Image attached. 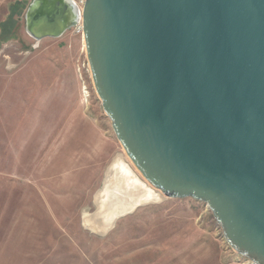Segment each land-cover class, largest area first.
Wrapping results in <instances>:
<instances>
[{
    "label": "water",
    "instance_id": "water-1",
    "mask_svg": "<svg viewBox=\"0 0 264 264\" xmlns=\"http://www.w3.org/2000/svg\"><path fill=\"white\" fill-rule=\"evenodd\" d=\"M79 1L33 0L26 32L39 43L82 21L103 111L157 190L129 171L137 188L121 194L115 160L85 225L104 236L161 193L191 198L235 253L264 264V0Z\"/></svg>",
    "mask_w": 264,
    "mask_h": 264
},
{
    "label": "rangeland",
    "instance_id": "rangeland-1",
    "mask_svg": "<svg viewBox=\"0 0 264 264\" xmlns=\"http://www.w3.org/2000/svg\"><path fill=\"white\" fill-rule=\"evenodd\" d=\"M32 1L0 0V21L24 6L15 38L0 41V264H251L206 203L160 191L104 236L85 227L115 160L154 188L103 111L75 28L39 43L26 32Z\"/></svg>",
    "mask_w": 264,
    "mask_h": 264
},
{
    "label": "trees",
    "instance_id": "trees-1",
    "mask_svg": "<svg viewBox=\"0 0 264 264\" xmlns=\"http://www.w3.org/2000/svg\"><path fill=\"white\" fill-rule=\"evenodd\" d=\"M24 6H21L19 3H16L11 9V14L9 18L0 24L1 28V42H8L9 40L15 38V31L17 26V20L14 19L16 15L23 14L22 9Z\"/></svg>",
    "mask_w": 264,
    "mask_h": 264
},
{
    "label": "bare ground",
    "instance_id": "bare-ground-1",
    "mask_svg": "<svg viewBox=\"0 0 264 264\" xmlns=\"http://www.w3.org/2000/svg\"><path fill=\"white\" fill-rule=\"evenodd\" d=\"M84 41V40H83ZM84 43V47H85V42H83ZM121 160V159H120ZM125 164V163H124ZM116 171H115V174H114V177H115V179H116V181H117V188L119 189V190H121V194H125L124 193V189H122V185H125L126 186V188H129V190H131L132 188H137V186L136 185H134V184H131L130 183V181H129V169H128V167L126 166V168L124 167V165L121 163V162H117L116 163ZM134 173V172H133ZM136 174V173H135ZM134 174V175H135ZM138 177V176H137ZM137 177H135V178H137ZM136 180H138V179H136ZM144 184V183H143ZM145 185V184H144ZM134 194V193H133ZM85 215V214H84ZM87 228H89L87 225H85ZM91 229H93V230H95L94 228H91Z\"/></svg>",
    "mask_w": 264,
    "mask_h": 264
},
{
    "label": "built area",
    "instance_id": "built-area-1",
    "mask_svg": "<svg viewBox=\"0 0 264 264\" xmlns=\"http://www.w3.org/2000/svg\"><path fill=\"white\" fill-rule=\"evenodd\" d=\"M79 5L82 7L84 5V1L81 0L78 2ZM75 33L79 36H81V38L83 39V36H84V32H83V24H82V21L80 23V25L76 26L75 27Z\"/></svg>",
    "mask_w": 264,
    "mask_h": 264
},
{
    "label": "crops",
    "instance_id": "crops-1",
    "mask_svg": "<svg viewBox=\"0 0 264 264\" xmlns=\"http://www.w3.org/2000/svg\"><path fill=\"white\" fill-rule=\"evenodd\" d=\"M15 4H16V3H15ZM15 4H14V5H15ZM14 5H12V6L10 7L7 18H6L4 21H0V24L3 23V22H5V21L9 18L10 14H11V9H13V6H14ZM19 15H20V14H19ZM16 16H17V15H16ZM16 16L14 17V19L18 20V18H19L20 16H18V18H17ZM0 41H1V28H0ZM83 42H84V41H83ZM83 45H84V43H83Z\"/></svg>",
    "mask_w": 264,
    "mask_h": 264
}]
</instances>
